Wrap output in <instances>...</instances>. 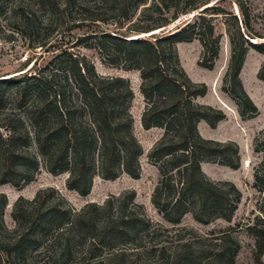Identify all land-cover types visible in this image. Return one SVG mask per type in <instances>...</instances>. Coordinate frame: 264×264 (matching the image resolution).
<instances>
[{
	"label": "trees",
	"instance_id": "obj_1",
	"mask_svg": "<svg viewBox=\"0 0 264 264\" xmlns=\"http://www.w3.org/2000/svg\"><path fill=\"white\" fill-rule=\"evenodd\" d=\"M149 1L113 0L120 12L115 31L93 33L82 38L80 46L95 51L110 66L140 75L146 104L141 125L147 131L164 132L148 154L160 176L152 195L158 214L174 226L187 216L202 225L219 220L230 223L242 193L231 182L209 180L202 164L218 162L238 170L239 147L200 134L201 122L216 129L227 114L196 102L208 94V86L187 76L177 46L199 40L204 49L201 66L212 70L221 50L217 22L223 20L231 45L223 92L236 103L243 119H252L258 108L240 75L249 50L264 56V36L254 30L252 11L242 0H152L148 5ZM228 5L236 7L238 14L226 9ZM130 7L135 11L144 7L140 24L127 25ZM4 16L22 25L35 18L18 0H0V18ZM186 16L192 17L170 30ZM88 18L93 23L107 22L97 15ZM52 52L49 63L37 67L36 61L29 69L33 59H27L23 69L0 79V185H29L42 165L53 175H68L67 188L82 197L90 194L97 177L115 180L125 174L139 179L144 150L134 134L131 104L135 94L130 81L99 75L92 62L73 51ZM258 78L264 82V64ZM254 148L264 156V131ZM254 180L262 196V219L249 232L256 241L255 263L262 264L264 158ZM55 194L48 189L31 202L19 198L12 213L14 229L6 226L7 200L0 195V264H30L33 254L47 242L60 251L54 264H74V250L80 246H86L83 260L89 263L100 258L98 264H136L143 248L154 260L150 264H237L241 247L230 231L188 239L176 235L175 242L167 241L169 231L153 225L144 207L136 203L135 192L103 206L89 204L80 212L66 208ZM144 240H150L149 249L140 245ZM128 246L135 252L128 253ZM104 250L111 253L103 257Z\"/></svg>",
	"mask_w": 264,
	"mask_h": 264
},
{
	"label": "rangeland",
	"instance_id": "obj_2",
	"mask_svg": "<svg viewBox=\"0 0 264 264\" xmlns=\"http://www.w3.org/2000/svg\"><path fill=\"white\" fill-rule=\"evenodd\" d=\"M26 4L34 13V20L27 25L15 21L10 16L0 18V79L14 75L23 69L27 59H33L28 66L30 69L36 61L37 67H41L51 61L53 50H70L86 57L92 62L99 75L104 77H122L129 80L135 94L131 104V114L134 118V134L142 145L144 155L140 162L142 172L139 179H132L123 174L115 180H105L97 177L93 188L88 196L82 197L70 191L66 186L68 175H53L42 165L40 172L29 185L16 188L12 185H0V195H5L7 207L4 210V221L9 229L15 228L12 218L14 205L19 198L33 201L41 190H55V198L65 203L66 208L80 212L89 204L103 206L108 201L123 197L128 192L136 193V203L144 207L148 218L156 228L169 231L170 242H175L176 235L185 238L192 236L207 237L211 234H220L230 231L240 244V252L237 264H256L254 252L256 241L249 232L259 219H262L260 206L261 195L255 188V169L262 163L264 156L255 152L254 144L256 138L264 131V82L259 80L258 73L264 64V56L255 50H249L243 66L240 80L241 83L258 108V114L252 119H243L239 115L236 103L223 92L224 78L231 60V45L226 26L223 20L217 22V34L221 35V50L212 70L201 66L203 62L204 49L199 40L190 43H181L177 46V54L180 65L187 76L195 83H204L208 86V94L198 98L197 103L223 110L227 114V120L220 123L216 129H212L207 123L202 122L199 132L203 138L219 142H234L238 145L241 166L238 170L225 167L218 162H206L202 164V170L206 177L213 182H231L242 193V201L232 222L223 220L216 221L210 225L197 223L192 216L184 218L180 225H171L164 221L152 204V195L160 180L157 168L150 162L148 154L154 145L163 136V130H145L141 125V117L146 104L140 92V75L135 71H127L119 67H113L103 62L98 53L80 46L81 39L93 33L114 32V23L119 18L120 12L113 0H18ZM235 1V0H231ZM250 7L254 20V30L264 36V0H242ZM152 0L148 2V5ZM147 7V6H144ZM144 7L132 10V17L127 25L140 24ZM228 10L238 14L237 8L228 5ZM90 9V13H87ZM99 16L107 22L93 23L89 16ZM192 16L182 17L171 25L175 29L185 20ZM158 33V32H156ZM135 36V35H131ZM264 42V40H262ZM254 42H257L255 40ZM41 45L43 48H38ZM52 47H55L53 49ZM158 240L156 242H160ZM150 240H144L142 247H150ZM119 249V248H117ZM128 253L135 252L132 246H128ZM141 256L136 257V264H150L153 258H149L148 252L139 249ZM144 251V252H143ZM86 246L76 247L72 263L87 264L83 260ZM105 257L111 253L103 252ZM60 251L50 243L43 244L35 254L30 264H54ZM100 259V258H99ZM99 259L89 264L100 263ZM157 261V259H155ZM264 264V259L262 260Z\"/></svg>",
	"mask_w": 264,
	"mask_h": 264
},
{
	"label": "crops",
	"instance_id": "obj_3",
	"mask_svg": "<svg viewBox=\"0 0 264 264\" xmlns=\"http://www.w3.org/2000/svg\"><path fill=\"white\" fill-rule=\"evenodd\" d=\"M201 123H202V122H201ZM201 123H200V124H201ZM200 124H199V126H200Z\"/></svg>",
	"mask_w": 264,
	"mask_h": 264
},
{
	"label": "water",
	"instance_id": "obj_4",
	"mask_svg": "<svg viewBox=\"0 0 264 264\" xmlns=\"http://www.w3.org/2000/svg\"><path fill=\"white\" fill-rule=\"evenodd\" d=\"M150 36V35H149ZM146 37H148V36H146Z\"/></svg>",
	"mask_w": 264,
	"mask_h": 264
}]
</instances>
